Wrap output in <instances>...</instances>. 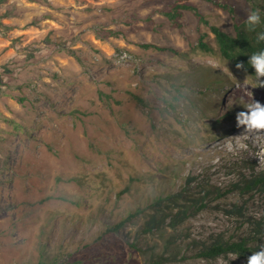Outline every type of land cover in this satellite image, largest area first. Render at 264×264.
<instances>
[{"label": "rangeland", "instance_id": "1", "mask_svg": "<svg viewBox=\"0 0 264 264\" xmlns=\"http://www.w3.org/2000/svg\"><path fill=\"white\" fill-rule=\"evenodd\" d=\"M224 1L249 13L247 0ZM179 3L208 26L184 12L173 27L165 13ZM232 23L203 0H0V264H149L163 232L140 227L157 196L188 175L225 188L246 160L264 169L251 141L238 154L223 141L245 131L228 112L264 105V87L196 49L202 34L215 47L210 25ZM233 204L243 217L225 212ZM248 219L264 221V195L229 192L179 227L184 258L168 264H247L196 258L190 242L246 237Z\"/></svg>", "mask_w": 264, "mask_h": 264}, {"label": "trees", "instance_id": "2", "mask_svg": "<svg viewBox=\"0 0 264 264\" xmlns=\"http://www.w3.org/2000/svg\"><path fill=\"white\" fill-rule=\"evenodd\" d=\"M203 1L213 4L232 16L233 32L227 33L218 26L210 25L209 29L213 35L215 47L211 46V44L205 40L206 35L202 34L198 39L196 49L205 54L218 56L222 60L230 63L235 70L256 79L255 70L251 68L248 61L251 55L264 51V40L258 39L259 35L264 33V0H247L249 4V13L246 16H240L236 8L224 0ZM256 11L260 14V23L252 28L248 25L247 18ZM184 12H192L200 24L208 26L209 22L206 17L195 6L188 3L174 5L170 11L165 13V16L170 20L173 27L182 30L184 24L181 22V18ZM144 47L149 48L151 45L145 44ZM156 48L161 51H170L175 55L182 56L181 53L171 47ZM237 64H242L244 67L237 69ZM216 81L218 83L226 82L222 79H217ZM136 99L139 103L143 104L141 99L137 97ZM175 100L180 102L178 98H175ZM235 112H237V109L229 111L228 116L233 118L236 116ZM201 142H206V140L202 139ZM252 151H254V148ZM230 165L233 166L232 168H235L233 163ZM254 166L255 164L251 162V160H246L241 166H236V169L239 170L237 180L225 188L209 184L208 181L202 182V179L200 180L198 176L188 175L184 185L180 189L157 196L147 207V211L145 212L147 220L145 224L140 227V234H149L155 231L163 232V250L159 254H152L149 257V264H168L169 262L183 259L184 257H182L183 255L181 256V251H175L178 246L179 227L189 219L196 217L203 210L211 207L212 203L225 197L229 192L236 191L239 195H247L248 197H252L256 193L264 195V169L258 171ZM247 168L249 169L248 173H246ZM232 172H234V169ZM244 211H246L244 204H233L231 205V209L225 210L229 215L234 214L240 217L244 216ZM141 212V210H136L135 213H131L124 221L115 225L111 230L120 231L124 228L125 222L131 221L133 218L140 215ZM248 220L247 222L252 225V228L246 237L226 239L224 235L218 234L213 237L211 241H191L190 247L195 249L194 256L208 261H215L231 253L247 262L248 257H250L252 253L259 251L261 246L264 245V221ZM165 227L171 230V233L167 236L165 232L162 231ZM127 235H129V233H126L125 238H127ZM130 246L140 250L135 244L131 243ZM38 264L47 263L42 261Z\"/></svg>", "mask_w": 264, "mask_h": 264}, {"label": "clouds", "instance_id": "3", "mask_svg": "<svg viewBox=\"0 0 264 264\" xmlns=\"http://www.w3.org/2000/svg\"><path fill=\"white\" fill-rule=\"evenodd\" d=\"M247 23L250 27L260 23V14L258 11L253 12L247 18ZM259 40H264V33L260 34ZM248 63L251 68L255 70V81L257 87H264V51L255 53L249 57ZM237 69L244 66L242 64L236 65ZM252 95V93H251ZM243 107L246 111H241L236 115V126L243 127L244 133L239 136L229 137L224 139V148L233 154H238L241 150H247L248 144L245 141H251L257 148L254 157L258 158L259 165H264V105L253 100L244 102ZM233 255V254H229ZM247 264H264V245L259 251L252 253L248 257Z\"/></svg>", "mask_w": 264, "mask_h": 264}, {"label": "built area", "instance_id": "4", "mask_svg": "<svg viewBox=\"0 0 264 264\" xmlns=\"http://www.w3.org/2000/svg\"><path fill=\"white\" fill-rule=\"evenodd\" d=\"M132 55H130L127 52H122L121 54H119V56L117 57V61L118 62H128L132 60Z\"/></svg>", "mask_w": 264, "mask_h": 264}, {"label": "crops", "instance_id": "5", "mask_svg": "<svg viewBox=\"0 0 264 264\" xmlns=\"http://www.w3.org/2000/svg\"><path fill=\"white\" fill-rule=\"evenodd\" d=\"M47 20H49V18H46ZM53 19V17L52 18H50V20H52ZM52 22V21H51ZM54 55H52L51 57H53ZM51 64H53V66H54V62H53V60L51 61Z\"/></svg>", "mask_w": 264, "mask_h": 264}]
</instances>
